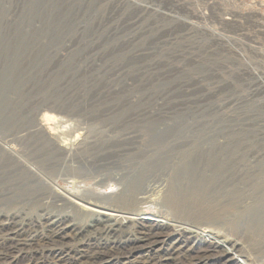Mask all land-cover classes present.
<instances>
[{"label": "bare ground", "instance_id": "obj_1", "mask_svg": "<svg viewBox=\"0 0 264 264\" xmlns=\"http://www.w3.org/2000/svg\"><path fill=\"white\" fill-rule=\"evenodd\" d=\"M86 1H59L55 22L78 24L70 11ZM96 27L118 39V26ZM48 113L0 123V264H264L263 154L170 124L159 136L92 134Z\"/></svg>", "mask_w": 264, "mask_h": 264}, {"label": "rangeland", "instance_id": "obj_2", "mask_svg": "<svg viewBox=\"0 0 264 264\" xmlns=\"http://www.w3.org/2000/svg\"><path fill=\"white\" fill-rule=\"evenodd\" d=\"M59 1L0 0V123L49 111L92 134L145 137L170 124L264 155V0H87L69 26L55 22ZM88 2L97 17L81 16ZM98 20L118 26V39Z\"/></svg>", "mask_w": 264, "mask_h": 264}]
</instances>
